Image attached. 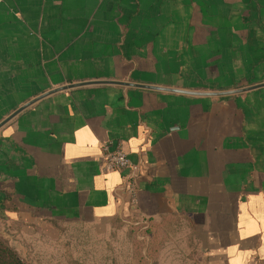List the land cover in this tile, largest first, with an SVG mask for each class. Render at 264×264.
I'll use <instances>...</instances> for the list:
<instances>
[{"label":"crops","instance_id":"obj_1","mask_svg":"<svg viewBox=\"0 0 264 264\" xmlns=\"http://www.w3.org/2000/svg\"><path fill=\"white\" fill-rule=\"evenodd\" d=\"M97 82L263 84L264 0L0 2V124L90 83L0 128V225L47 243L175 217L207 264H264V87ZM109 143L133 196L104 170Z\"/></svg>","mask_w":264,"mask_h":264},{"label":"rangeland","instance_id":"obj_2","mask_svg":"<svg viewBox=\"0 0 264 264\" xmlns=\"http://www.w3.org/2000/svg\"><path fill=\"white\" fill-rule=\"evenodd\" d=\"M90 229L70 230V238L64 234L60 240L45 243L41 237L21 236L19 230L2 224L0 240L25 264L208 263L198 232L181 218L133 217L112 222L104 234Z\"/></svg>","mask_w":264,"mask_h":264},{"label":"built area","instance_id":"obj_3","mask_svg":"<svg viewBox=\"0 0 264 264\" xmlns=\"http://www.w3.org/2000/svg\"><path fill=\"white\" fill-rule=\"evenodd\" d=\"M2 0H0L1 2ZM104 152V170L105 172H124L128 171L126 175L127 191L135 195V168L131 164L128 156L123 151L121 144H118L115 148L111 144H105L103 146Z\"/></svg>","mask_w":264,"mask_h":264},{"label":"water","instance_id":"obj_4","mask_svg":"<svg viewBox=\"0 0 264 264\" xmlns=\"http://www.w3.org/2000/svg\"><path fill=\"white\" fill-rule=\"evenodd\" d=\"M95 83V82H92ZM100 83H105V84H118V85H123V86H130V87H137V88H142V89H151V90H159V91H170V92H178V93H184V94H190V95H198V96H228V95H233V94H240V93H244L247 91H251V90H255V89H260L264 87V83L263 84H258V85H254V86H250L247 88H243V89H239V90H235L232 92H219V93H193V92H184V91H178V90H171V89H165V88H156L153 86H144V85H133V84H128V83H122V82H97V84ZM90 83H81V84H72L69 86H64L55 90H52L51 92H48L42 96H40L39 98L29 102L28 104H26L25 106L21 107L20 109H18L16 112H14L11 116H9V118H7L6 120H4L1 124H0V128L2 126H4L7 122H9L12 118H14L16 115H18L20 112H22L24 109L28 108L29 106H31L32 104H34L35 102L39 101L42 98H45L51 94H54L56 92H60V91H64L66 89H71V88H76V87H80L83 85H87Z\"/></svg>","mask_w":264,"mask_h":264},{"label":"trees","instance_id":"obj_5","mask_svg":"<svg viewBox=\"0 0 264 264\" xmlns=\"http://www.w3.org/2000/svg\"><path fill=\"white\" fill-rule=\"evenodd\" d=\"M0 264H25L0 240Z\"/></svg>","mask_w":264,"mask_h":264}]
</instances>
